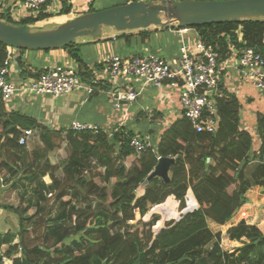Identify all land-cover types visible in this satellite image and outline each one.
<instances>
[{
  "label": "trees",
  "instance_id": "trees-1",
  "mask_svg": "<svg viewBox=\"0 0 264 264\" xmlns=\"http://www.w3.org/2000/svg\"><path fill=\"white\" fill-rule=\"evenodd\" d=\"M95 11L91 4L89 12ZM60 15L68 21L71 9L64 8ZM51 17L41 13L15 24L33 29ZM2 19L13 23L7 15ZM192 28L204 44L214 47L221 62L230 58V43L236 47L246 43L264 52V20ZM239 29L244 34L241 44L236 36ZM145 31L133 36L147 40ZM6 49L0 43V68L7 59ZM77 49L75 45L64 48L82 62ZM218 104L220 125L216 134L197 133L188 120L177 119L169 128H161L159 134L154 128L150 130L158 144L156 153L138 154L130 146V137L136 132L133 129L123 140V133L111 140L104 132L95 135L65 128L54 131L30 116L9 112L0 97V193L2 186L19 180L40 184L35 206L0 203V209L15 211L20 220L19 234L0 235V264H5L4 258L12 264H264V234L255 226L242 221L228 230L231 241L241 243L232 252L222 250L219 236L209 228V222L227 225L247 204L256 205L253 192L264 188V113H257L252 133L242 125V105L236 95L226 92ZM28 130L32 135L26 145H21L20 139ZM35 140L40 147L33 150ZM52 154L61 159L55 165L49 158ZM158 157H178L171 169V183L153 179L144 194L137 197L135 193L152 174ZM47 175L52 178L50 187L42 182ZM189 190L199 205L195 210L157 232L156 218L142 220L152 206L171 196L182 209L186 208ZM49 192L52 197L48 200ZM77 192L85 205L74 207L73 216H67L73 225L53 231L52 244L47 249L31 247L25 223H45L46 218L37 217L39 211L49 213V209L54 210L51 206L61 202L71 207L70 200ZM41 200H48V207L40 205ZM28 210L32 211L29 216L25 215ZM20 250L21 256L15 257ZM50 250L65 256L56 260Z\"/></svg>",
  "mask_w": 264,
  "mask_h": 264
},
{
  "label": "crops",
  "instance_id": "crops-1",
  "mask_svg": "<svg viewBox=\"0 0 264 264\" xmlns=\"http://www.w3.org/2000/svg\"><path fill=\"white\" fill-rule=\"evenodd\" d=\"M98 1L100 0H82L81 4L88 5V7L91 8V4H93L94 6ZM131 2H133V0H126L124 1V3L120 4H127ZM12 14L18 16L21 21L29 18L25 10L20 8V6L16 4V0H0V20L4 21L2 17H5L6 15L11 17ZM83 14L86 13H82L76 16L71 15L70 19ZM55 16L58 17V22H60V25L66 22L62 15L58 14ZM55 16L53 15L48 20H51ZM15 23L19 22L13 21V24ZM43 23L44 21L39 26H41ZM167 27L168 30L164 29L161 31H158L157 28L159 27H152L150 29H147L145 31L147 33V40L144 41L139 36H133L137 31H133L134 34H129L131 32L127 31L128 33L123 32L121 35L113 33L112 35L107 36L105 35L104 30L103 36L98 40H112V46L109 49L107 48L105 51L102 49L101 51L104 56L100 59H95L94 61H90V57L84 54L83 56L79 55V57L82 58V62H79L78 56L72 55V53L67 50H55L52 52L29 51L26 55L21 57L18 54L16 60H14L11 64V74L9 77V81L14 83L18 87L27 86L28 82L35 77L36 73H40L48 67L54 68L63 64H74L79 68L80 73H86V75H84L85 77L81 74L80 76L85 86L93 85L94 92L90 95L85 89H81L74 91L63 98L39 97L31 96L26 93H20L13 99L10 104H7V110L9 112H19L21 114L37 119L40 124L54 131H57L61 128L69 129L70 123L74 120L92 125L96 124L99 126L114 125L121 122L123 118L128 115V113V121L125 125V127H127V130H132L137 126H146L149 127V130H151L155 126L154 121L158 122V128H162L164 120H176L175 118L181 110L178 94L173 91L163 90L162 92L161 90H158L156 88L147 87L141 94L138 101L132 106V108H130L127 113L123 111H115L112 106L111 98L108 95V91L111 90L112 85L107 81L108 76L105 71V63L111 56L116 54L125 58L137 55L151 54L161 56L169 61L178 59L180 57L181 37L177 33H175L172 28H170L169 26ZM166 33L172 34L175 38V43H173V46L175 45V47L173 49H170V41H165ZM196 33L198 32L196 30H193L190 35H186L185 37L191 39L192 42H194ZM236 33H238V43H243L244 34L242 29H239ZM123 34H125L129 39L124 37ZM119 41H123L125 48L128 47L133 50L126 49L127 51H124L123 54L118 53L120 48ZM83 42L85 43V41ZM222 63L223 67L225 68L224 84L229 89L228 92L236 95L242 105V125L243 127L248 125L253 128L255 127L257 113H264V102L255 101L254 95L252 93H254V90H257L250 84L242 83L239 78L238 64L234 59L223 61ZM81 65H83V67ZM92 82H98V84H92ZM123 84H125L126 88H134L138 90H140L143 85L138 81H133L131 85H126V82H123ZM147 122L150 123V126L149 124H147ZM152 123H154V126L152 125ZM39 147L40 142L38 140H35L31 145V149L33 150L38 149ZM49 158L51 161V157ZM51 163L53 165L56 164L55 161H51ZM42 182L46 185V187H50L52 185V178L47 175L42 179ZM10 187L14 189L18 187L25 188L23 192L24 195L22 194L23 198L27 196L26 199H23L26 203L25 206H27V203H31L32 206L36 205L38 198L35 194L40 188V184L38 182L34 180H19ZM3 188L4 187L2 186V189ZM142 191H144V189H142ZM262 191H264V188H258L255 193L259 192V196L263 197ZM5 192L7 191L2 190L0 193V203L2 205H7L2 203L4 197L3 193ZM51 197L52 194L49 192L47 194L48 200ZM48 200L47 202L41 200L40 205L47 207ZM179 204L180 203L175 199V197L171 196L166 200V202L160 205L152 206L151 208L157 207L160 210L162 209L169 215H174L175 210L178 211V208L176 207H178ZM198 207L199 205L197 203V200L190 190L187 195V207L185 208V210H187L186 212H189L195 210ZM5 211L6 210L0 209V216H3L6 213ZM54 211L55 210L49 209L50 214L48 215L55 217L53 215ZM186 212H181L178 217L174 216V219L172 220H178L181 217V214H185ZM151 215L152 214H150L149 212V216L146 214L145 217L142 218V220L147 221L152 219ZM38 216L42 217L41 211H39L37 217ZM160 217L162 219L161 215ZM58 218L59 217L57 216V220ZM157 219L159 218H156V220ZM242 221H245L249 226H257L264 233V204H262L261 201L257 202L256 205L247 204L241 209L240 213H238V215H236L234 219H232L227 225L224 226L218 225L214 222H209V228H211L210 230L215 236H217L216 232L218 233L220 232V229H223L221 238L222 243L220 242V246L224 252H232L234 248L241 245V243L238 241H231L228 230L231 227L239 225ZM160 223L162 222L160 221ZM166 223V221L163 222V225L159 229L165 228ZM158 230L156 229L155 232H157ZM2 232L7 233V231ZM244 240H246V238H244Z\"/></svg>",
  "mask_w": 264,
  "mask_h": 264
},
{
  "label": "built area",
  "instance_id": "built-area-1",
  "mask_svg": "<svg viewBox=\"0 0 264 264\" xmlns=\"http://www.w3.org/2000/svg\"><path fill=\"white\" fill-rule=\"evenodd\" d=\"M82 0H16V4L24 9L30 17H36L41 13L58 15L64 8H70L72 16L88 13V5H82ZM15 22H20L18 16L10 17ZM181 37L180 57L176 60H166L158 55L144 54L133 57H122L118 54L111 56L105 63L107 81L112 85L108 95L111 98L115 111L128 112L138 101L147 87L158 90L173 91L178 94L180 112L177 119H186L197 133L216 134L220 125V109L218 100L226 96L229 89L224 84L223 63L218 52L213 46H207L196 33L194 42L186 38V35L195 30L192 27L172 24L169 26ZM230 59L238 64L239 78L242 83L252 85L264 97V52L247 46L236 47L230 43ZM7 59L5 65L0 68V97L7 105L20 93L31 96L63 98L70 93L85 89L88 94H93V85H84L79 68L74 64H63L54 68L48 67L40 73H36L27 86L18 87L11 81L10 66L17 58L18 50L12 47L6 49ZM133 81L141 82L140 90L126 88ZM98 84V82H92ZM129 115V113H128ZM128 115L114 125H92L74 120L69 129L76 133L90 132L100 134L104 132L113 140L117 134L123 133L122 140L129 137L127 127ZM166 119L162 128H169L174 121ZM157 134L162 130L158 129ZM32 131L24 132L20 139L21 145H26ZM130 146L138 154L149 151H157L154 136L148 132L144 135L135 132L130 137ZM161 157H158V160ZM133 223V222H131ZM16 244V243H15ZM22 250H20L19 257ZM17 256V257H18ZM11 260L4 258L5 264H11Z\"/></svg>",
  "mask_w": 264,
  "mask_h": 264
},
{
  "label": "water",
  "instance_id": "water-1",
  "mask_svg": "<svg viewBox=\"0 0 264 264\" xmlns=\"http://www.w3.org/2000/svg\"><path fill=\"white\" fill-rule=\"evenodd\" d=\"M241 20H264V0H137L88 12L51 30H33L0 20V43L22 50L47 52L66 48L85 36L101 39L106 27L127 32L176 23L193 27ZM177 159L160 158L141 189L157 178L169 185L171 169Z\"/></svg>",
  "mask_w": 264,
  "mask_h": 264
},
{
  "label": "rangeland",
  "instance_id": "rangeland-1",
  "mask_svg": "<svg viewBox=\"0 0 264 264\" xmlns=\"http://www.w3.org/2000/svg\"><path fill=\"white\" fill-rule=\"evenodd\" d=\"M124 1H126V0H100L94 5V9H96V11H101V10H105V9H108L111 7L121 6L123 4H120V3H124ZM58 20H59L58 17L55 16L51 20H45L41 26L33 27V30H41V29L51 30L53 28L60 26V24H59L60 22H58ZM13 21L15 22V19ZM157 29H158V31H161L164 29L168 30V27H159ZM130 32L131 33H129V34H134L133 31H130ZM113 33L121 35L123 32H118V31H116L112 28H109V27L105 28V35L109 36V35H112ZM236 34H237L236 36H238V33H236ZM166 40L170 41V45H171L170 49H173L175 47V45L173 46V43H175L174 36L172 34L166 33L165 34V41ZM83 41H85V43ZM111 42H112V40H109V39L104 40V41H100V40H94L89 36H85V37L80 38L77 41V43H75L73 45L77 46V48H78L77 50H79V52H78L79 55L83 56L85 54L86 56L90 57V61H94L95 59H100L101 57L104 56L102 54L101 50L103 49L105 51L107 48L108 49L111 48V46H112ZM119 44H120V48H119L118 53H120V54H123L124 51H127L126 49L133 50V49L128 48V47L125 48L123 41H119ZM12 48H14V47H12ZM14 49L18 50L17 55L19 54L20 57L26 55L29 52V50H22V49H18V48H14ZM60 50H64V48L60 49ZM82 50H83V54H82ZM31 52H33V51H31ZM47 52H52V51H47ZM253 92L254 93H252V94L254 95L255 101H257V102L263 101L264 102V97L261 95V93L259 91L254 90ZM230 94H232V93H230ZM45 97H50V96H45ZM154 123H155V126H154ZM154 123H152V125L154 126V130H155V134H156V132L159 131L157 129L158 128L157 127L158 122L154 121ZM147 124H149V126H150L149 122H147ZM244 128L249 130L250 132L254 133V130H255L254 127L251 128L250 126L247 125ZM133 130H135L136 132H138L140 134L150 132L149 127H146V126H143V127L137 126ZM50 157H51V161H55L56 164L58 162L57 160H61V159H57V157H55L54 154H52ZM87 177H88V175H87ZM10 186L11 185H9V184H6L5 186H3L4 188L2 190L3 191L5 190L7 192L3 193L4 197H3L2 203L7 204V205H13V206H22V208H24L26 203L24 202L23 199H26L27 196H25V198H23L22 194H23L25 188L18 187L16 189H14V188H11ZM143 192L144 191H142V189H139L135 194L137 197H141L144 194ZM188 192H187V195H188ZM253 193L256 195V197H258L257 202L261 201L262 204H264V191H262L263 197L259 196L260 195L259 192L258 193L253 192ZM187 195L185 197V206H187ZM70 202H72V205H70L71 207L64 205L63 202H61L59 204V206H55V205L51 206V208L52 209L54 208V210H55L53 213V215L55 217L49 216L48 214H50V213H48V211H45L43 213L41 212L42 218H46L47 223H46V221H45V223H42L43 221H41L40 219H39L40 221H38L37 225H32L31 223H27V224L25 223L26 228H28V231H30L29 235H28V241H29V244L31 245V247L40 245V247L43 248L44 250L47 249L52 244L53 231H57V230L63 229V228H68V227H71V225H73L72 218H67V216L68 217L73 216V210L72 209L74 207L75 208H82L81 205H85V204L83 202L82 196L78 192H77V195L73 196V199L70 200ZM176 208H178L179 212L177 210H175L174 215H169L168 213H166L162 209L160 210L157 207H153V208L149 209L148 214H147L148 216H149V212H150V214H152L151 215L152 219H153V217L159 218V219H157V224H156L157 226H155L156 227L155 230L156 229L158 230L163 225V222H165V221L167 222L166 226L169 225L168 223L173 221L172 219H174V216L178 217L181 212L183 213L184 211L185 212L187 211V210H185V208L182 209L180 207V204ZM5 212L6 213L3 216H0V233L2 231H5V232L7 231V232L14 233V234H19V232H20V230H19L20 229V227H19L20 226V220H19L18 214L15 211H5ZM29 214L30 215L32 214L31 210L30 211L28 210L25 215L29 216ZM160 215L162 216V219H161ZM181 215H183V214H181ZM57 216L59 217L58 220H57ZM160 221L162 223H160ZM132 224H134V222ZM212 225H214V224H212ZM255 227L263 233V231L260 228H258L257 226H255ZM222 233H223V229H220V232H218V233L216 232V235L217 236L219 235L220 242L222 241V239H221ZM71 241H73V240H71ZM15 242L19 243V240L17 239ZM67 242H69L68 243L69 245L72 243L70 241H67ZM50 253L52 255V258H56V260L60 257L65 256V255H62L59 253L57 254V252L52 253L51 250H50ZM18 255L19 254H17L15 257H17Z\"/></svg>",
  "mask_w": 264,
  "mask_h": 264
}]
</instances>
